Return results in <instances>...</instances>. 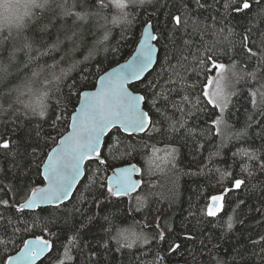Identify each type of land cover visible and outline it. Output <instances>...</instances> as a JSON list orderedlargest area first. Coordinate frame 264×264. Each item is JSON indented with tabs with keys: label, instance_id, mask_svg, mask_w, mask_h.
Here are the masks:
<instances>
[{
	"label": "snow or ice",
	"instance_id": "obj_1",
	"mask_svg": "<svg viewBox=\"0 0 264 264\" xmlns=\"http://www.w3.org/2000/svg\"><path fill=\"white\" fill-rule=\"evenodd\" d=\"M113 5L117 10L111 21L114 25L132 24L131 14L126 11L129 8L147 11L145 6L148 5L154 12L157 9L167 11H161L162 20L154 21L149 17L142 22L134 54L118 68L100 75L96 91L76 93L79 107L70 115L71 132L63 135L57 122L64 120V110L72 102L77 87L65 81L79 65L83 64L79 67V72H83L89 67L87 61L98 52L108 50L107 13ZM238 16L245 20L240 33L230 25V21ZM68 17L72 18L71 25L67 24ZM57 21L61 22L59 26ZM85 22H88L87 29L84 28ZM50 28H57L56 40L49 45L41 35L37 41L35 34H48ZM98 29L104 30L103 38L97 39L89 48L87 37L95 36ZM61 31L64 40L60 39ZM121 38H127L123 29ZM161 48L165 53L164 74L148 81L144 94L130 92L129 82L143 78L157 60ZM81 49L87 51L84 62L74 61L66 69L60 67V63L71 59ZM19 53H23L26 59H21ZM53 53H60L59 61ZM112 53L118 54V47L112 49ZM45 57H50L53 62L49 64ZM229 78L235 84L244 83L249 89L244 94L249 97L251 108L264 117V0H165L163 4L160 0H0V116L19 119L16 107L19 105L26 117L38 118L34 135L27 139H9L0 135V151L10 164L6 170L0 169L3 172L0 176V264H37L53 250L55 240L34 235L33 239L20 241L22 247L15 255H4L9 245L16 244L20 234L30 231L27 217L34 211L48 214L50 223L62 222V230L66 232L79 234L81 229H87L88 225L77 220V216L104 229L105 224H100L90 213L85 216L81 207L90 197L91 206L100 210V218L108 225L106 231L112 232L111 216L103 214L110 198L119 200L140 188L141 181L132 179V176L140 174L141 170L130 164L113 170L110 176L97 175L107 171L108 158L103 154L102 145L104 137L111 138V130L132 136L134 133L161 132L166 126V131L172 133L177 142L183 141L181 147L190 149L194 159L205 148L201 141H210L214 136L225 139L246 137L247 127L229 131L233 127L228 122L232 115L230 106L234 107L233 97L238 95L234 86L232 91H225L223 82ZM71 79L75 80V77ZM213 84L215 87L209 91ZM61 85L68 88L67 93L63 92ZM53 94H58L55 104L50 103ZM148 104L150 107L145 110L143 106ZM41 122L47 123L51 132L57 135L52 136L51 132L42 134ZM258 135L264 140V132ZM49 143L55 146L45 152ZM128 147L136 148L135 145ZM141 147H151L152 156L144 153L149 174L165 167L176 168L179 148H172L166 157L160 159L156 157L158 149L154 146L145 141ZM213 155H219V151L211 153L209 160ZM233 155H240L247 161L241 166V172L248 179L236 178L231 172L221 173L232 176L229 186L210 196L206 211L189 213L194 222L189 221L192 228L185 239H193V230L217 227L214 219L205 223L199 217L216 218L228 204L229 194L241 190L242 186L248 188V180L257 181L250 191L264 193V146H252ZM92 165L96 166L95 169ZM86 167L93 173L84 185L88 195L81 193L79 203L69 208L66 201L72 198L74 186L85 174ZM34 175L41 178L39 184L33 179ZM147 206L145 197L138 200L136 211ZM258 211L264 212V208ZM225 226L227 231L233 229L232 215L220 225ZM45 227L46 235L59 238ZM156 229L160 230L153 238L160 241H165L166 231H171L159 219H156ZM114 238L119 247L128 249L137 241L148 242L143 233L128 229L117 228ZM75 239L76 235L69 243L74 244ZM253 246L258 247L259 252L254 251L252 255H259L264 264V236L254 240ZM180 247L173 242L169 250L176 251ZM63 255L72 259L67 246ZM237 255L243 264H253L251 260H245L243 252ZM58 264H64V260H59ZM216 264L224 262L217 260Z\"/></svg>",
	"mask_w": 264,
	"mask_h": 264
},
{
	"label": "trees",
	"instance_id": "obj_2",
	"mask_svg": "<svg viewBox=\"0 0 264 264\" xmlns=\"http://www.w3.org/2000/svg\"><path fill=\"white\" fill-rule=\"evenodd\" d=\"M126 2V0H125ZM161 4L165 0H160ZM144 8L126 9L131 15L129 19L132 20L131 25L113 24L112 18L117 15V10L113 7L108 11L107 29L109 35V45L107 51H100L96 56L86 63L89 67L83 72H79V65L77 69L70 73L65 83L69 85L75 84L72 95V102L67 104L64 110V120L58 121L59 132L64 134L68 130L70 115L75 110L78 103V96L76 93L84 90L93 89L96 85L98 77L109 68L124 61L133 52L142 31L141 24L151 17L154 21L163 19L160 14L161 11L167 9H157L153 11L152 6H145ZM39 15V13H37ZM57 21V26L60 25ZM245 20L242 17H237L236 20H231L230 25L237 33L242 31ZM67 24H72V18H67ZM88 22L84 23V28L87 29ZM122 29L126 39H122ZM37 41L43 35L44 40L51 45L57 37V28H50L48 34H41L37 32ZM104 35L103 29H98L95 36L89 35L87 37V46L90 48L97 39H102ZM60 39L64 40L63 32L60 33ZM237 42L239 37H236ZM68 44V41H65ZM39 47V43L37 44ZM119 49L118 54H113L112 49ZM59 61L60 53H53ZM87 51L81 49L75 53L71 59L60 63V67L69 68L74 61L84 62V57ZM21 59H26L23 53H19ZM49 64L53 61L50 57H45ZM227 63V61H224ZM166 70L165 53L161 50L157 54V61L153 69L146 74V76L138 83L130 85V89L134 92L144 94L146 84L148 81L158 79ZM59 71V68L57 69ZM214 75V74H213ZM87 79H84V77ZM75 77V80L71 79ZM203 79V77H201ZM229 84L238 93L233 97L234 107L232 115L228 122L233 126L229 131L236 132L247 127L248 135L240 139H225L221 136H214L210 141L204 142L205 148L201 149L199 154L194 159L190 154L188 147H181L183 141L177 142L175 136L166 131V126L162 128L161 132H149L141 134H133L128 136L126 133H117L115 129L111 130L109 136L104 138L105 143L102 145L103 154L108 158L106 173L97 174L98 176H108L110 171L117 166L124 164H135L139 167L140 174L137 178L141 181V187L131 194L130 201L127 197H121L119 200L110 198L104 215H110L113 222V230L111 233L106 231L108 225L101 219V212L98 208L91 206V199L88 202L81 204L84 209L85 216L89 213L94 215L100 224H105V228L101 229L98 226H93L88 223L87 219L77 216V220H83L87 229H81L79 234L73 232H66L63 229V223L53 224L49 222L48 214H41L38 211L32 212L27 217L30 231L20 234L16 244L8 246V252L4 255H12L22 246L21 240L34 235H45L50 240H55L53 250L41 260L38 264H58L59 260H64V264H216L217 260L223 261L224 264H243L237 255L238 252L244 253L245 260H251L253 264H262L260 256H253L252 253L259 252V248H254L253 241L258 240L260 236H264V212L258 209L264 208V193L260 190L250 191L255 180H248V188L242 186L241 190L234 191L229 194L228 204L225 209L216 217H199L205 223L208 220H213L217 227H205L203 231L193 230L191 235L193 239H185L188 235V230L192 228L193 217L189 215L190 212L200 213L207 210L210 203L209 197L221 191L222 187L229 186L232 176L221 175V173L231 172L236 178L248 179L245 173L241 172V166L247 161L240 155L234 156L239 150L248 149L252 146L260 148L264 146V140L261 139L259 133L264 132V117L259 115L251 108L249 97L244 93L249 89L243 82L235 84L234 80L229 78ZM64 93L68 92V88L61 85ZM56 95L53 94L50 103L55 104ZM150 95V93H149ZM19 109L18 115L10 116L5 119L0 116V135L9 139L23 138L27 139L34 135V129L37 126V117H26L22 108ZM63 107V105H62ZM150 104L145 105V110H148ZM210 107V106H209ZM154 115V113H153ZM251 117L252 119H249ZM31 120V124L28 121ZM51 120L49 119L48 123ZM43 123V122H41ZM15 129V131H13ZM51 132L47 123H43L42 134ZM163 133V134H162ZM52 136H56L55 132H51ZM149 137H152L151 139ZM58 140V138H57ZM147 142L149 146H154L158 149L156 157L163 159L167 153L171 152L172 148H179L180 152L176 158V168L169 167L154 171L151 174L147 171L145 160L147 156H152L151 147L143 149L141 144ZM223 141V146L221 143ZM129 145H135V150L130 149ZM55 145L49 143L48 148L44 151H50ZM111 149V151H109ZM219 151V155H213L209 160V155ZM87 164V162H86ZM10 164L0 151V169H8ZM92 165V169H95ZM219 170V171H218ZM35 172V168L33 169ZM198 173L196 175H185V173ZM92 170L85 168V174L75 191L72 198L66 202L67 206L79 203L81 193L88 195L85 192L84 185L87 184L88 179L92 177ZM3 176V172H0ZM37 184L40 183V177L33 176ZM7 181H5L6 183ZM147 197L148 206L143 207L141 211H136L138 207V200L142 201ZM243 201V203H240ZM107 203V202H105ZM64 205H61L63 208ZM233 209L235 211L233 212ZM228 215L233 216L234 227L231 231L226 230L225 227H220L224 224ZM156 219H159L161 224L166 229V240L160 241L154 239L156 232ZM33 221L35 224L33 225ZM194 222V221H193ZM183 225V226H182ZM56 235H46V227ZM128 229L137 234L143 233L148 238V242L137 241L131 249L121 248L117 244L116 229ZM76 235L74 244H70L71 238ZM210 238V239H209ZM203 241V243H201ZM173 242L180 244V249L170 251L169 245ZM65 246L69 249V255L72 257L68 260L64 257ZM211 249V255H209ZM160 252L163 256V263L159 259Z\"/></svg>",
	"mask_w": 264,
	"mask_h": 264
},
{
	"label": "water",
	"instance_id": "obj_3",
	"mask_svg": "<svg viewBox=\"0 0 264 264\" xmlns=\"http://www.w3.org/2000/svg\"><path fill=\"white\" fill-rule=\"evenodd\" d=\"M135 48H136V46H135ZM135 48H134V50H135ZM134 50H133V52L130 54V56L127 57L124 61H122V62H120V63L114 65L113 67L109 68V69L106 70V71H111L113 68H118L119 65L126 63V62L132 57V55L134 54ZM157 54H158V53H157ZM156 61H157V60H156ZM156 61L153 63V65L150 67V69H148V70L143 74V78L146 76V74H147L148 72H150V71L153 69V67H154V65H155V63H156ZM106 71H105V72H106ZM105 72H104V73H105ZM104 73H102L101 75H103ZM143 78H142V79H143ZM142 79H141V80H142ZM141 80H138V81H130L129 84H128V90H129L130 92L134 93V94H140V93H138V92H134V91H132V90L130 89V85H132V84H134V83H138V82H140ZM97 87H99V77H98L97 82H96V85H95V87H94L93 89L84 90V91H82V92H94V91L97 90ZM77 107H79V100H78V103H77V105H76L75 108H77ZM143 107H144V106H143ZM73 113H74V111L72 112V114H73ZM69 132H71L70 121H69V125H68V130H67L63 135H67ZM134 134H141V133H134ZM104 138H105V137H104ZM50 150H51V149H50ZM129 165H130V164H124V165H120V166L115 167L114 169H112L111 173H110L108 176L112 175L113 170H115V169H119V168H125V167H128ZM136 166H137V165H136ZM137 168H139V167L137 166ZM138 175H139V174H133L132 179H134V180H139V178H137ZM83 176H84V175L81 176L80 181H81V179L83 178ZM80 181H79V182H80ZM78 184H79V183H78ZM78 184H77L76 186H74L73 192L75 191V189H76V187L78 186ZM40 186H43V185H40ZM134 192H135V191H134ZM134 192H132V193H134ZM132 193H131V194H132ZM72 194H73V193H72ZM131 194H130L129 196H126L127 199H128V201H130ZM66 202H67V201H66ZM33 238H34V237H28L27 239H33ZM21 247H22V246H21ZM15 254H16V253H14V254H12V255H15ZM44 258H45V257H44ZM44 258H42L41 260H43ZM41 260H40V261H41ZM40 261H38L37 264H38Z\"/></svg>",
	"mask_w": 264,
	"mask_h": 264
},
{
	"label": "rangeland",
	"instance_id": "obj_4",
	"mask_svg": "<svg viewBox=\"0 0 264 264\" xmlns=\"http://www.w3.org/2000/svg\"><path fill=\"white\" fill-rule=\"evenodd\" d=\"M214 76V75H213ZM215 87V84H213L210 88H209V91L213 90V88ZM223 87L225 89V91H232L233 88H231L230 84H229V79H226L224 82H223ZM112 171V170H111ZM110 171V173H111ZM109 173V174H110ZM210 198V197H209ZM47 238V237H46ZM159 259L162 261L163 263V256H162V253L160 252V255H159Z\"/></svg>",
	"mask_w": 264,
	"mask_h": 264
},
{
	"label": "bare ground",
	"instance_id": "obj_5",
	"mask_svg": "<svg viewBox=\"0 0 264 264\" xmlns=\"http://www.w3.org/2000/svg\"><path fill=\"white\" fill-rule=\"evenodd\" d=\"M97 82V81H96Z\"/></svg>",
	"mask_w": 264,
	"mask_h": 264
}]
</instances>
